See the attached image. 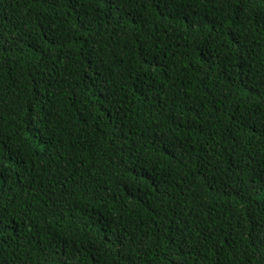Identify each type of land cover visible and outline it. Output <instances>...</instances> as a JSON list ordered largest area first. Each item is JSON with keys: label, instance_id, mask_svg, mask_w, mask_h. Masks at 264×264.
I'll return each mask as SVG.
<instances>
[{"label": "trees", "instance_id": "16d2710c", "mask_svg": "<svg viewBox=\"0 0 264 264\" xmlns=\"http://www.w3.org/2000/svg\"><path fill=\"white\" fill-rule=\"evenodd\" d=\"M0 264H264V0H0Z\"/></svg>", "mask_w": 264, "mask_h": 264}]
</instances>
